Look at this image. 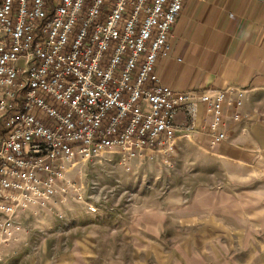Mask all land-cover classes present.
<instances>
[{"label":"built area","instance_id":"1","mask_svg":"<svg viewBox=\"0 0 264 264\" xmlns=\"http://www.w3.org/2000/svg\"><path fill=\"white\" fill-rule=\"evenodd\" d=\"M189 1L0 0V233L19 210L63 193L59 180L77 160L169 161L180 111L206 106L213 145L227 138L237 89L176 92L158 75Z\"/></svg>","mask_w":264,"mask_h":264},{"label":"rangeland","instance_id":"2","mask_svg":"<svg viewBox=\"0 0 264 264\" xmlns=\"http://www.w3.org/2000/svg\"><path fill=\"white\" fill-rule=\"evenodd\" d=\"M164 159L77 160L0 233V264H264V179L227 180L195 147Z\"/></svg>","mask_w":264,"mask_h":264},{"label":"crops","instance_id":"3","mask_svg":"<svg viewBox=\"0 0 264 264\" xmlns=\"http://www.w3.org/2000/svg\"><path fill=\"white\" fill-rule=\"evenodd\" d=\"M171 43L172 51L157 64L166 87L176 92L237 89L231 94L233 107H225L224 141L213 145L211 117L200 105L192 116L176 115L177 144L207 154L227 180L264 179V0H191Z\"/></svg>","mask_w":264,"mask_h":264}]
</instances>
